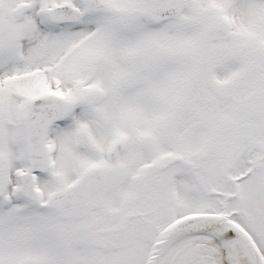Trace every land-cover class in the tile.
<instances>
[{
  "label": "snow or ice",
  "instance_id": "obj_1",
  "mask_svg": "<svg viewBox=\"0 0 264 264\" xmlns=\"http://www.w3.org/2000/svg\"><path fill=\"white\" fill-rule=\"evenodd\" d=\"M0 264H264V0H0Z\"/></svg>",
  "mask_w": 264,
  "mask_h": 264
}]
</instances>
